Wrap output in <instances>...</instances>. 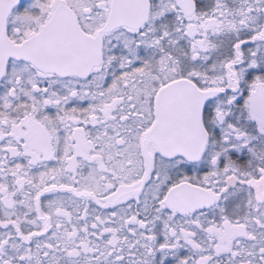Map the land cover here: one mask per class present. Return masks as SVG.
I'll list each match as a JSON object with an SVG mask.
<instances>
[{
    "label": "snow or ice",
    "instance_id": "1",
    "mask_svg": "<svg viewBox=\"0 0 264 264\" xmlns=\"http://www.w3.org/2000/svg\"><path fill=\"white\" fill-rule=\"evenodd\" d=\"M0 264H264V0H0Z\"/></svg>",
    "mask_w": 264,
    "mask_h": 264
}]
</instances>
